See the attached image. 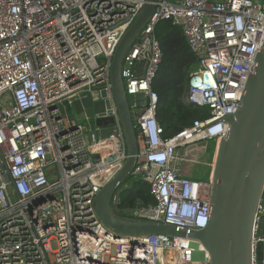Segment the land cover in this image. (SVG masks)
<instances>
[{"label":"built area","instance_id":"2783aa9c","mask_svg":"<svg viewBox=\"0 0 264 264\" xmlns=\"http://www.w3.org/2000/svg\"><path fill=\"white\" fill-rule=\"evenodd\" d=\"M147 2L0 0V264H199L188 238L116 237L96 214V197L127 158L112 59ZM163 21L181 28L197 60L182 100L209 113L168 139L151 88L163 61L156 35ZM263 43L264 0H159L122 66L126 93L149 101L135 113L139 155L131 176L150 185L155 204L131 210L132 219L186 236L207 226L211 184L185 175L188 151L226 138L223 118L237 110ZM102 90L115 132L90 140L69 109ZM122 190L112 203L120 216ZM263 214L259 206L252 264H264L255 255Z\"/></svg>","mask_w":264,"mask_h":264},{"label":"water","instance_id":"95a60500","mask_svg":"<svg viewBox=\"0 0 264 264\" xmlns=\"http://www.w3.org/2000/svg\"><path fill=\"white\" fill-rule=\"evenodd\" d=\"M158 3L159 0H148L118 44L112 59L111 88L125 138L127 158L122 170L96 197V214L116 237L167 235L188 238L203 248L207 257L204 264H252L254 222L259 206L264 208V43L256 56L254 71L245 84L237 110L223 118L229 126L226 138L212 141L215 147L214 163L207 179L211 184L208 199L211 213L207 226L186 236L171 225L122 217L113 208L116 192L124 190L138 160L135 113L149 105L144 94L126 93L122 76L123 60ZM112 114V105L102 90L75 100L70 117L74 126L78 122L87 126L90 140L94 136L96 141H104L115 132L116 123ZM199 146L206 152L209 142H201ZM199 165L197 160L191 166L196 168L197 175L201 173L197 168ZM255 237L260 240L256 244L255 255L261 262L264 260V214Z\"/></svg>","mask_w":264,"mask_h":264},{"label":"trees","instance_id":"16d2710c","mask_svg":"<svg viewBox=\"0 0 264 264\" xmlns=\"http://www.w3.org/2000/svg\"><path fill=\"white\" fill-rule=\"evenodd\" d=\"M156 35L162 47L163 61L151 88L158 95L156 119L163 128V137L168 139L191 126L195 120L209 118V113L196 105L185 104L182 100L189 81V73L196 68L197 60L181 28L170 21H163L156 26ZM214 147L215 144H212L209 148L210 155L214 153ZM197 160L202 161L199 156ZM209 172L210 167H207L203 175L202 172L199 174L198 180H207ZM192 174L197 175L195 172ZM126 184L128 188L121 193L119 205L123 217L131 218L129 212L138 206L148 207L155 204L147 182L131 176Z\"/></svg>","mask_w":264,"mask_h":264},{"label":"rangeland","instance_id":"374dc122","mask_svg":"<svg viewBox=\"0 0 264 264\" xmlns=\"http://www.w3.org/2000/svg\"><path fill=\"white\" fill-rule=\"evenodd\" d=\"M199 149V150H197ZM202 149V147H200L199 145L196 146V147H191L189 151H191L190 155L191 156H195L196 158V154ZM196 161L193 160V159H187V163L188 165H193V163H195ZM213 163H214V153H212L211 155H209V157L207 156V165L208 167H210V172H211V168L213 166ZM210 172H209V175H210ZM194 179L198 180L200 178L199 175H194L193 176ZM126 187H128V185L126 184ZM51 246L54 250H56L57 248V244H56V241H52L51 242ZM190 247L194 250V255H193V262L195 263H202V262H205V259L204 257H202L200 254L203 250V248L197 244V243H194V242H191L190 243Z\"/></svg>","mask_w":264,"mask_h":264},{"label":"flooded vegetation","instance_id":"af4514ba","mask_svg":"<svg viewBox=\"0 0 264 264\" xmlns=\"http://www.w3.org/2000/svg\"><path fill=\"white\" fill-rule=\"evenodd\" d=\"M212 142H209V148L212 146ZM209 148L206 150V152H204L203 151V148L197 153V156H196V158H195V156H191L190 155V152L191 151H188V159H193V160H195V161H197V158H198V156L202 159V161H199L200 162V164H201V166L199 165V167H197L198 169H200V171L202 172V175H203V173H204V170L208 167V165H207V156L209 155V153H208V150H209ZM197 150H199V149H197ZM203 165H204V167H203ZM195 167L194 168H192L191 167V165H188V164H186L185 165V167H184V172H185V175L186 176H189V175H191L192 173H194L195 172ZM193 175V174H192Z\"/></svg>","mask_w":264,"mask_h":264},{"label":"crops","instance_id":"0c3cea01","mask_svg":"<svg viewBox=\"0 0 264 264\" xmlns=\"http://www.w3.org/2000/svg\"><path fill=\"white\" fill-rule=\"evenodd\" d=\"M199 161V160H198ZM185 173V172H184ZM202 257H204L205 261L207 260V257H206V253L204 251L201 252L200 254ZM199 264H204V262L200 263Z\"/></svg>","mask_w":264,"mask_h":264},{"label":"bare ground","instance_id":"6f19581e","mask_svg":"<svg viewBox=\"0 0 264 264\" xmlns=\"http://www.w3.org/2000/svg\"><path fill=\"white\" fill-rule=\"evenodd\" d=\"M166 264V263H165Z\"/></svg>","mask_w":264,"mask_h":264}]
</instances>
